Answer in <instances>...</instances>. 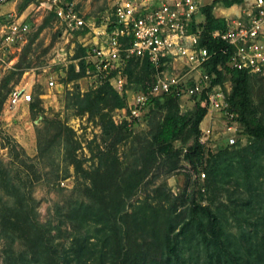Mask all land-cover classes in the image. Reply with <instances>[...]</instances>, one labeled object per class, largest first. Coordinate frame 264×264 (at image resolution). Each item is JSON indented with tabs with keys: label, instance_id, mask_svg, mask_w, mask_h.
Instances as JSON below:
<instances>
[{
	"label": "rangeland",
	"instance_id": "rangeland-1",
	"mask_svg": "<svg viewBox=\"0 0 264 264\" xmlns=\"http://www.w3.org/2000/svg\"><path fill=\"white\" fill-rule=\"evenodd\" d=\"M0 1L9 4L2 15L23 19L28 25L23 40L0 51V211H10L15 205L11 187L16 186L18 193L27 192L33 200L36 214L32 215L50 228L38 252L34 247L31 252L35 254L25 255L20 254L24 249L20 238L11 236L15 233L1 232L0 264H45L49 257L60 264L68 258L69 264H108L111 253L116 254L122 244L124 248L133 247L143 237L150 241L149 264L168 251L165 231L174 234L191 218L193 222L187 233L180 235L177 249L188 264H211L209 253L214 243L207 244L201 236H210V220L201 212L192 214L191 195L196 199L202 196L201 202L216 214L225 245L241 253L253 250L264 234V144L245 136L227 145L215 124L211 145L217 153L210 167L202 169L204 178H199L182 156L193 142L192 135L186 143L174 141L182 150L179 157L158 155L134 183L136 171L145 168L151 133L167 109L149 103L130 125L120 121V112L110 103L95 106L93 100L90 110H81L77 98L85 93L96 97L104 83L93 81L85 69L81 71L79 57L86 39L64 28L49 7L50 0H29L22 10L18 6L23 0ZM66 1L73 2L86 17L99 19L115 0ZM60 47L70 60L65 64L53 62ZM133 66L135 75L143 73L141 61ZM51 76L57 85L47 86ZM223 81L231 90L228 75ZM249 82L254 115L264 123V68L250 73ZM14 86L31 87L32 100L8 107L6 99ZM132 95L128 89V101ZM193 103L192 98L183 97L179 110L190 109ZM116 159L119 171L110 179L105 169ZM105 187L110 189L104 191ZM102 193L111 204L110 210L115 211L116 234L111 241L107 240V228L95 221L102 214ZM76 208L82 212L88 208L87 216L89 212L93 220L81 217L79 223L75 221ZM74 236H82L88 245L75 251L78 256L73 252L66 256ZM172 261L179 264L175 257Z\"/></svg>",
	"mask_w": 264,
	"mask_h": 264
},
{
	"label": "built area",
	"instance_id": "built-area-1",
	"mask_svg": "<svg viewBox=\"0 0 264 264\" xmlns=\"http://www.w3.org/2000/svg\"><path fill=\"white\" fill-rule=\"evenodd\" d=\"M49 5L66 30L86 39L79 58L93 81L108 82L118 92L127 93L124 69L128 61H149L145 87L133 92L127 106L115 108L121 114L120 121L130 125L149 103L166 93L180 99L205 93L207 112L199 124V142H212L215 124L227 145L238 141L243 127L228 102L230 87L224 81L214 82L215 73L202 66L212 52L201 44V21L196 16L200 0H115L99 19L86 17L66 0H50ZM245 5L240 15L227 21L225 29L215 28L211 35L222 41L219 50L227 56L228 66L257 73L264 68V0H245ZM27 30L23 19L0 22V51L23 40ZM66 55L63 47L58 48L53 62L65 64L70 61ZM74 61L78 69L79 63ZM218 69L224 70V66L219 64ZM54 85L57 82L51 76L47 86ZM32 97L31 87L14 86L6 105L29 103ZM195 172L199 178L205 177L204 170Z\"/></svg>",
	"mask_w": 264,
	"mask_h": 264
},
{
	"label": "trees",
	"instance_id": "trees-1",
	"mask_svg": "<svg viewBox=\"0 0 264 264\" xmlns=\"http://www.w3.org/2000/svg\"><path fill=\"white\" fill-rule=\"evenodd\" d=\"M29 0H23L22 4L18 6V10H22ZM225 6H229L233 3H241L244 0H220ZM213 2L201 5L199 11L204 15V20L201 21L202 37L201 44L206 46L211 52L210 58L205 61L202 66L209 73H215L214 82H223L225 75H228L232 85L231 91L228 96V102L231 109L237 114V119L241 122L243 130L237 134V139L245 136H252L259 142L264 144V123L257 119L254 115L255 109L252 104V98L250 94V82L249 74L244 69L231 68L226 64L227 56L223 54L219 47L222 41L213 38L211 32L215 28L225 29L227 27V21L223 17H215L212 13ZM53 12V11H52ZM54 14V12H53ZM8 20L6 16L0 15V22ZM139 60L131 58L125 67L127 73V82L125 84L126 89H131L132 92H138L145 87L146 74L150 71V63L147 59H143V73L141 75L134 74V64ZM222 64L224 70L218 69V65ZM81 71L85 69V63L80 60ZM194 100L193 106L185 111H180L179 97L173 93H166L157 97L152 105L155 108L167 109L162 119L158 123L156 129L151 133L149 144L146 147V157L144 160V169L136 171L137 176L134 177V183L139 181V178L146 173L147 169L155 162L158 155H162L167 159H173L181 155V148H177L174 145V141L179 139L181 143H186L192 135H194L193 142L186 146V150L183 153V158L189 164L192 165L195 171L200 169H208L211 165L213 158L216 155L215 148L211 143H200L199 136V124L202 121L205 113L207 112V96L205 93L194 95L190 97ZM95 101V106L101 102L110 103L115 107L127 106L128 101L126 92H118L108 82H105L96 91V97L91 98L90 93H85L83 96L77 98V104L81 110H90L92 107V101ZM126 125V122H123ZM189 125L188 129L186 127ZM117 159L113 160L105 169V173L111 179L114 174L119 171ZM110 167H113L111 169ZM105 175V174H104ZM136 175V174H135ZM117 176H115L116 178ZM97 182V181H96ZM16 186H12V192L15 191V205L8 208V211H0V233H15L11 235L13 238L18 236L24 246V249L20 250V254H27L36 247L38 252V246L44 244L45 231H49V227L46 229V224L40 222L35 217V211L33 200L27 192L26 194L18 193L19 189ZM109 190V187L103 188ZM8 190V189H7ZM8 192H11L10 189ZM95 194V193H93ZM185 194V188L181 192V195ZM201 198L196 199L192 195L190 196L191 211L192 214H198L199 212L208 216L210 220L209 233H202L203 240L210 245L214 243V248L209 253L211 264H264V234L261 235L260 240L255 242L252 251L247 249V253H241L238 248L232 249L228 245H225L222 241L218 230V219L216 214L211 210L208 204H203ZM99 210L102 212L101 216L96 218L95 221L101 223L104 228H107V240L116 234V222L115 211L110 210L111 204H109L102 193V199L100 200ZM93 204V203H92ZM87 210L83 209V212L76 208L77 215L74 216V220L79 223L81 217L84 220H93L92 216H87ZM112 212V214H111ZM35 213L34 215H32ZM32 215V216H31ZM16 220V221H15ZM74 221V222H75ZM76 222V223H77ZM139 224L140 221L136 220ZM193 218L184 221L179 230L171 234V230L165 231L164 242L167 247L165 255H161L158 260H154L149 264H175L172 263V258L175 257L179 260V264H188L183 260V256L177 249V241L180 235L187 233V228L192 224ZM10 223V224H9ZM77 228V227H75ZM46 229V230H45ZM78 229V228H77ZM11 232V233H10ZM82 236H74L73 243L69 246L71 250H65L66 256L75 253V251L82 249L88 245V241L85 242L81 238ZM12 238V240H13ZM110 240V241H111ZM176 240V241H174ZM210 241V242H209ZM150 241L143 237L142 242H135L133 247H125L122 244L118 248L116 254L111 253L110 261L108 264H148L146 260L148 257L147 246ZM135 247V248H134ZM71 251V252H70ZM73 252V253H72ZM35 254V252H31ZM50 253V252H48ZM110 255V251L108 252ZM173 254V255H172ZM76 255V253H75ZM78 256V255H76ZM49 257V255H48ZM52 258V259H51ZM31 257L28 259L31 261ZM50 261H46L45 264H60V261L55 257H49ZM68 258L65 264H69ZM212 260L215 262L213 263ZM28 264V263H27Z\"/></svg>",
	"mask_w": 264,
	"mask_h": 264
},
{
	"label": "crops",
	"instance_id": "crops-1",
	"mask_svg": "<svg viewBox=\"0 0 264 264\" xmlns=\"http://www.w3.org/2000/svg\"><path fill=\"white\" fill-rule=\"evenodd\" d=\"M213 2L212 13L215 17H223L226 21L235 18L240 15L243 9L246 7L245 0L241 3H233L229 6H225L220 0H200V6ZM200 8V7H199ZM9 9V4L2 3L0 1V15ZM197 18L200 21L204 20V15L199 11L196 13Z\"/></svg>",
	"mask_w": 264,
	"mask_h": 264
}]
</instances>
